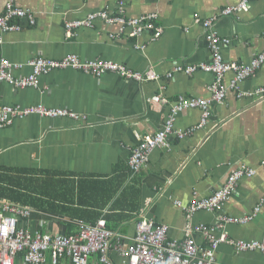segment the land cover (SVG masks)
<instances>
[{
	"label": "crops",
	"instance_id": "1",
	"mask_svg": "<svg viewBox=\"0 0 264 264\" xmlns=\"http://www.w3.org/2000/svg\"><path fill=\"white\" fill-rule=\"evenodd\" d=\"M8 1L0 0V16ZM238 2L13 0L14 7L32 14L34 24L17 20L18 31L0 34V107L41 104L78 116L76 120L29 116L0 130V193L2 188L13 189H6L0 199L33 211L23 227L53 237L77 234L81 224L94 225L102 219L107 230L130 244L136 224L146 220L166 225L167 238L181 240L187 226L212 227L220 215L242 217L259 207L251 222L224 224L220 230L235 241L262 239L264 99L237 93L264 87V64L238 84V91L230 87L235 73L224 75L225 99L221 105L211 104L205 127L181 139L171 136L168 147L154 149L137 175L127 165L141 137L162 130L180 97L210 99L212 75L174 71L176 65L211 61L206 37L227 41L218 49L228 64L245 67L264 50V0H250L248 12L238 16H220ZM99 12L111 16L121 12L125 18L156 14L155 24L163 32L153 41L150 32L131 37L130 29L97 20L92 28L66 36L65 21L84 20ZM212 18L214 23L205 28L204 22ZM68 55L81 61L113 62L142 79L116 73L97 78L72 69L40 76L35 87H14L1 79L2 60L8 61L9 73L17 79L31 73L29 61ZM150 73L157 78L145 79ZM200 115L197 109L182 110L174 116V127L183 132L194 128ZM239 167L253 169L255 175L238 183L221 212L188 213L190 204L222 187ZM195 240L203 245L201 236ZM215 255L219 264H264L262 251H237L228 244H221ZM109 256L112 264H122L115 251ZM95 260L91 256L88 261ZM16 264H22L20 258ZM45 264H51L48 255Z\"/></svg>",
	"mask_w": 264,
	"mask_h": 264
},
{
	"label": "built area",
	"instance_id": "2",
	"mask_svg": "<svg viewBox=\"0 0 264 264\" xmlns=\"http://www.w3.org/2000/svg\"><path fill=\"white\" fill-rule=\"evenodd\" d=\"M250 0H239L231 7L220 12V16H238L248 12ZM156 14L140 15L135 18H125L121 12L111 16L106 12L90 14L84 20L65 21V34L71 37L77 29L92 28L97 20L108 24H118L121 28L130 29L131 37L144 32L152 34L151 40L156 41L162 34V28L155 24ZM26 20L34 24L33 16L28 11L14 7L13 0H9L5 12L0 16V34L19 30L18 25H11L10 21ZM198 20H196L197 22ZM215 18L208 19L203 26L209 28ZM212 50L211 61L195 65H176L174 71L185 75L203 72L213 76V81L208 87L210 99H196L180 97L171 109V114L163 125L162 130L150 136L141 137L137 146L131 151L127 165L132 175L140 173L148 161L150 153L156 148H167L171 136L179 139L191 135L194 130L206 126L211 111V104L221 105L225 99V88L222 80L225 74L235 73L231 81V89L238 91V84L249 77L254 71L264 64V50L258 53L249 65L238 66L236 63H226L222 60L218 44L227 43L226 40L209 35L206 37ZM31 73L23 78L13 79L9 73V63L1 61V79H6L14 87H35L40 76L47 75L55 70L72 69L87 75L99 78L107 73H116L125 78L142 79L138 74H131L122 65L109 61H81L76 55H68L62 59L36 58L28 62ZM8 72V73H6ZM157 76L148 74L145 79L154 80ZM238 97L246 96L254 100L264 99V87H258L247 94L237 93ZM159 101L158 97L154 98ZM185 109H197L201 112L198 126L185 132L174 127V116ZM29 116H38L44 119L69 118L78 119V116L63 108H49L38 104L30 107L2 106L0 107V130L10 126L16 119ZM264 167V163L261 164ZM255 175V170L239 167L230 172L224 185L214 190L208 197L194 201L187 211L190 214L196 211L209 213L221 212L236 190L237 184L242 179H249ZM259 208L242 217H229L220 215L219 222L208 227L205 225L184 229V238L174 240L167 238L168 227L151 221L141 220L135 226V234L130 244H123L121 239L105 227L104 220H99L94 225L81 224L79 232L72 235L58 234L49 236L38 231H29L22 226L32 216V210L21 207L0 199V264H16L20 258L22 264H45L49 256L51 264L60 261H69L71 264H112L110 251L113 250L120 257L122 264H219L216 261V251L221 244L232 245L237 251L260 250L264 253V236L259 241H241L228 238L220 229L224 224H246L254 219ZM201 236L203 245L197 244L195 236ZM115 244V245H114ZM96 256V260L89 263V258Z\"/></svg>",
	"mask_w": 264,
	"mask_h": 264
},
{
	"label": "trees",
	"instance_id": "3",
	"mask_svg": "<svg viewBox=\"0 0 264 264\" xmlns=\"http://www.w3.org/2000/svg\"><path fill=\"white\" fill-rule=\"evenodd\" d=\"M28 23H29V22H28ZM10 24L16 26V25H19V22H18L17 20H13V21H10ZM29 24H30V23H29ZM7 172L10 173V172H13V171L8 169ZM10 178H11V177L8 176L7 181H8ZM6 189H7V190H13V189H11V188H2V189H1L2 192L0 193V198H3V194L7 192ZM24 193H25V194H29V192H27V191H24ZM20 201H21V199H20ZM24 203H32V199H24ZM106 228H107V227H106ZM58 264H60V262H59Z\"/></svg>",
	"mask_w": 264,
	"mask_h": 264
},
{
	"label": "clouds",
	"instance_id": "4",
	"mask_svg": "<svg viewBox=\"0 0 264 264\" xmlns=\"http://www.w3.org/2000/svg\"><path fill=\"white\" fill-rule=\"evenodd\" d=\"M228 201H229V200H228ZM258 208H259V207H258ZM258 212H259V211H258ZM251 213H252V212H251ZM257 214H258V213H257ZM256 216H257V215H256ZM256 216H255V217H256ZM255 217H254V218H255ZM251 221H252V220H251ZM251 221H250V222H251Z\"/></svg>",
	"mask_w": 264,
	"mask_h": 264
},
{
	"label": "rangeland",
	"instance_id": "5",
	"mask_svg": "<svg viewBox=\"0 0 264 264\" xmlns=\"http://www.w3.org/2000/svg\"><path fill=\"white\" fill-rule=\"evenodd\" d=\"M162 32H163V30H162ZM240 182V181H239ZM238 185V184H237ZM237 188V187H236ZM236 191V190H235ZM231 198V197H230Z\"/></svg>",
	"mask_w": 264,
	"mask_h": 264
}]
</instances>
